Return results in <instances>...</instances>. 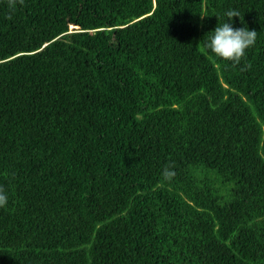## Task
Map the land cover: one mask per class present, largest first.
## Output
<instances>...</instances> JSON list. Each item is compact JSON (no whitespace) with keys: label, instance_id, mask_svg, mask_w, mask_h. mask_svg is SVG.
Masks as SVG:
<instances>
[{"label":"trees","instance_id":"16d2710c","mask_svg":"<svg viewBox=\"0 0 264 264\" xmlns=\"http://www.w3.org/2000/svg\"><path fill=\"white\" fill-rule=\"evenodd\" d=\"M0 195V264H264V0H0Z\"/></svg>","mask_w":264,"mask_h":264},{"label":"clouds","instance_id":"9594fccd","mask_svg":"<svg viewBox=\"0 0 264 264\" xmlns=\"http://www.w3.org/2000/svg\"><path fill=\"white\" fill-rule=\"evenodd\" d=\"M151 12L152 10L146 14ZM224 16L226 17L225 21L211 31V34L205 40L204 47L215 57L237 64L245 55L246 49L255 44L257 32L255 30H249L245 26L240 28H234L232 26V18L240 17L238 11L228 10L224 13ZM172 175H174L173 172L165 169L164 177L166 179ZM6 203V197L0 195V207H3Z\"/></svg>","mask_w":264,"mask_h":264},{"label":"bare ground","instance_id":"6f19581e","mask_svg":"<svg viewBox=\"0 0 264 264\" xmlns=\"http://www.w3.org/2000/svg\"><path fill=\"white\" fill-rule=\"evenodd\" d=\"M260 196V195H259Z\"/></svg>","mask_w":264,"mask_h":264}]
</instances>
